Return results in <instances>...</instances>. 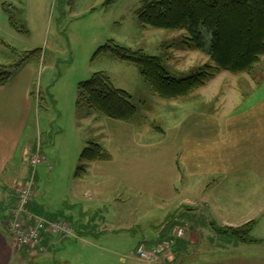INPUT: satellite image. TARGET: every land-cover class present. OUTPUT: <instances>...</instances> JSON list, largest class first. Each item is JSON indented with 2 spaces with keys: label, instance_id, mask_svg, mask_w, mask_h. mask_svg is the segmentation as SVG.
Here are the masks:
<instances>
[{
  "label": "rangeland",
  "instance_id": "obj_1",
  "mask_svg": "<svg viewBox=\"0 0 264 264\" xmlns=\"http://www.w3.org/2000/svg\"><path fill=\"white\" fill-rule=\"evenodd\" d=\"M143 1L0 0V65L23 60L33 92L22 148H38L23 159L45 157L37 167L23 161L19 182L32 183V202L70 222L77 237L43 255L16 251L11 264H145L142 240L184 224L180 214L192 205L180 201L194 197H224L223 209L256 219L251 235L264 242V132L255 124L260 113L264 121V57L251 73H216L188 95L164 99L136 64L96 55L114 40L163 57L178 78L209 62L183 42L184 31L142 25ZM98 71L132 95L133 119H112L85 100L77 106L78 84ZM240 127H247L241 140ZM91 142L112 158L84 171L81 154ZM218 163L225 168L209 169Z\"/></svg>",
  "mask_w": 264,
  "mask_h": 264
},
{
  "label": "trees",
  "instance_id": "obj_2",
  "mask_svg": "<svg viewBox=\"0 0 264 264\" xmlns=\"http://www.w3.org/2000/svg\"><path fill=\"white\" fill-rule=\"evenodd\" d=\"M138 17L144 26L184 31L183 42L209 58L198 71L178 78L169 73L163 57L143 49L134 50L114 40L98 48L96 55L110 54L136 64L144 79L164 99L186 96L216 73H251L264 57V0H144ZM23 63L22 60L11 66L0 65V85L7 83ZM77 95L78 107L85 100L91 110L112 119L130 121L137 112L132 95L115 86L105 71L95 72L90 79L80 82ZM109 158L97 142H91L81 154L84 163ZM80 169L86 170L85 165ZM254 224L252 220L225 231L241 241L255 240L251 235Z\"/></svg>",
  "mask_w": 264,
  "mask_h": 264
},
{
  "label": "crops",
  "instance_id": "obj_3",
  "mask_svg": "<svg viewBox=\"0 0 264 264\" xmlns=\"http://www.w3.org/2000/svg\"><path fill=\"white\" fill-rule=\"evenodd\" d=\"M6 4V2L2 3L5 12ZM21 69L22 67L17 71L16 77L12 76L7 83L0 85V264H11L16 251L23 250L14 245L8 221L17 203L16 188L21 185L19 182L22 178L21 164L23 161L30 164L26 156L29 151L34 153L38 148L29 144L22 148L24 135L33 116L34 101L31 83ZM255 124L259 131L264 132L261 113L256 116ZM246 131L247 127L238 129L239 140L246 136ZM217 137L221 141L219 134ZM231 139H233L232 133ZM23 152L26 155L24 159ZM193 157L194 154L192 159ZM111 158L110 155L107 160L83 163L92 168V165L109 161ZM221 166L222 163H218L217 166L212 165L209 169L215 171L218 168H225V165ZM32 201H29L27 207L34 215H40L39 217L48 221L59 219L55 215L43 213L42 208ZM185 201L191 203L192 209L180 214L184 224L166 225L154 231L152 235L146 236L141 242L147 250L160 249V259L148 261L139 257L142 262L145 264H264L262 238L255 237V240L241 241L225 231L228 227H239L256 219H242L227 210V206L223 209L227 202L224 197L186 198L180 203ZM215 219L220 221L219 225H216ZM178 228L184 229V235L176 234ZM66 238L73 237L48 236L44 238L43 245L48 247L49 252Z\"/></svg>",
  "mask_w": 264,
  "mask_h": 264
},
{
  "label": "built area",
  "instance_id": "obj_4",
  "mask_svg": "<svg viewBox=\"0 0 264 264\" xmlns=\"http://www.w3.org/2000/svg\"><path fill=\"white\" fill-rule=\"evenodd\" d=\"M35 155L30 159V165L33 167H37L45 159L44 156ZM33 195V188L30 185L21 184L17 187V203L8 221V228L16 248L43 255L48 252V247L43 245L45 237H76V233L73 225L67 220L56 219L48 221L34 215L27 207ZM176 234L179 236L184 235V229L178 228ZM160 252V249L147 250L143 244L138 248L140 258L148 261L159 260Z\"/></svg>",
  "mask_w": 264,
  "mask_h": 264
}]
</instances>
